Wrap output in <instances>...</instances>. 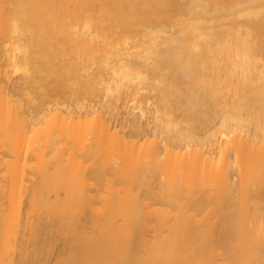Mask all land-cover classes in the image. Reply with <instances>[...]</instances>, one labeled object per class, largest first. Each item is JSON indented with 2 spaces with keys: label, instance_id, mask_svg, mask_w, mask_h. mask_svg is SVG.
I'll list each match as a JSON object with an SVG mask.
<instances>
[{
  "label": "bare ground",
  "instance_id": "6f19581e",
  "mask_svg": "<svg viewBox=\"0 0 264 264\" xmlns=\"http://www.w3.org/2000/svg\"><path fill=\"white\" fill-rule=\"evenodd\" d=\"M0 264H264V0H0Z\"/></svg>",
  "mask_w": 264,
  "mask_h": 264
},
{
  "label": "rangeland",
  "instance_id": "374dc122",
  "mask_svg": "<svg viewBox=\"0 0 264 264\" xmlns=\"http://www.w3.org/2000/svg\"><path fill=\"white\" fill-rule=\"evenodd\" d=\"M176 116L179 118V119H181V118H183V116L181 115V113L178 111L177 113H176ZM118 120H121V118L119 117L118 118ZM118 120H114L112 123H113V125H118L119 126V124H121V122L120 121H118ZM61 247H62V249H63V246H62V242H61V240H58V241H56V244H55V247H54V251H53V257L55 256V254L61 249Z\"/></svg>",
  "mask_w": 264,
  "mask_h": 264
}]
</instances>
